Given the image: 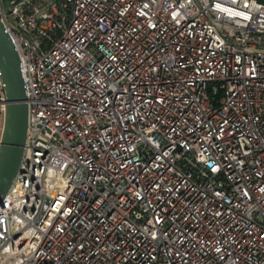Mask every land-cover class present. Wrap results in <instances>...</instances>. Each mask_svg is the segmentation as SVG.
I'll use <instances>...</instances> for the list:
<instances>
[{
    "label": "built area",
    "instance_id": "1",
    "mask_svg": "<svg viewBox=\"0 0 264 264\" xmlns=\"http://www.w3.org/2000/svg\"><path fill=\"white\" fill-rule=\"evenodd\" d=\"M0 15L29 108L0 264H264L263 4L0 0Z\"/></svg>",
    "mask_w": 264,
    "mask_h": 264
},
{
    "label": "water",
    "instance_id": "2",
    "mask_svg": "<svg viewBox=\"0 0 264 264\" xmlns=\"http://www.w3.org/2000/svg\"><path fill=\"white\" fill-rule=\"evenodd\" d=\"M264 5V0H257ZM0 72L6 111L0 140V206L18 175L28 133L29 108L18 51L0 15Z\"/></svg>",
    "mask_w": 264,
    "mask_h": 264
},
{
    "label": "rangeland",
    "instance_id": "3",
    "mask_svg": "<svg viewBox=\"0 0 264 264\" xmlns=\"http://www.w3.org/2000/svg\"><path fill=\"white\" fill-rule=\"evenodd\" d=\"M1 124H2V120H0V127H1Z\"/></svg>",
    "mask_w": 264,
    "mask_h": 264
}]
</instances>
